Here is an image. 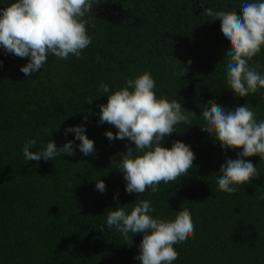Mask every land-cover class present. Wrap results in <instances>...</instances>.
Wrapping results in <instances>:
<instances>
[{
	"label": "trees",
	"instance_id": "1",
	"mask_svg": "<svg viewBox=\"0 0 264 264\" xmlns=\"http://www.w3.org/2000/svg\"><path fill=\"white\" fill-rule=\"evenodd\" d=\"M9 2L0 0V9ZM108 2L122 11L116 19L98 10ZM243 2L99 0L85 17L92 40L80 58L49 54L29 77L20 71L28 58L0 46V264H140L143 234H134L129 245L115 228L107 229L106 216L109 208L130 211L143 199L151 201L154 218L174 219L183 209L191 213L194 235L174 245L178 259L173 264H264V160L244 158L260 176L233 194L220 191L221 165L242 149H222L200 126L209 101L229 110L248 104L257 120H264V88L247 97L229 89L224 57L230 44L220 19L208 20L203 11L211 7L242 15ZM257 64L264 74V47L250 61ZM145 71L156 81L157 97L178 99L185 112L197 114L191 126L178 124V132L162 141L166 147L185 142L195 160L187 177L161 183L156 193L130 194L116 167L120 153L132 145L106 137V131L117 129L99 122L100 105L108 99L99 89L103 82L117 90ZM81 124L95 144L87 156L74 133L65 135L66 128ZM30 138H38L33 152L51 139L58 147L71 140L75 155L25 162L22 148ZM97 179L106 185L103 193L95 187Z\"/></svg>",
	"mask_w": 264,
	"mask_h": 264
},
{
	"label": "clouds",
	"instance_id": "2",
	"mask_svg": "<svg viewBox=\"0 0 264 264\" xmlns=\"http://www.w3.org/2000/svg\"><path fill=\"white\" fill-rule=\"evenodd\" d=\"M94 4H99V0H10L7 7L0 9V46L10 54L28 58L20 68L25 77L38 73L49 54L60 59L80 58L92 40L85 17L93 13ZM203 11L208 20L220 19L221 31L230 44L231 50L224 57L229 89L236 96L247 97L264 88V74L258 71L259 65L250 66V61L264 47V0H244L240 8L242 15L211 7ZM185 73L181 72L180 76ZM155 88L156 81L149 71L128 79L125 86L114 91L108 84H100L99 91L107 94L108 99L100 105L99 122L117 129L115 134L106 131V137L110 141L127 140L132 145L120 153L116 167L123 173L125 191L130 194H143L149 189L156 193L160 191L158 185L187 177L194 166L195 154L188 144L176 140L166 147L162 141L178 132V124L191 126L197 114L185 112L178 99L157 97ZM92 100L87 102L91 104ZM201 114L204 121L201 129L218 141L222 149H242L236 159L227 158L217 174L218 189L233 194L239 185L260 176L256 165L244 158L258 155L264 160V120L258 121L257 113L248 104L229 110L209 101ZM68 133L75 134V139L80 141L79 151L85 156L95 151L94 141L86 135L83 124L69 126L65 135ZM37 139L30 138L24 143L25 162L75 155L76 147L71 140L58 147L51 139L33 152L30 149L37 145ZM69 187H72L70 183ZM95 187L101 193L106 190L100 179ZM154 211L148 199L132 204L130 211L118 206L109 208L107 229L115 228L129 245L134 234H143L136 257L140 264H173L178 259L174 245H184L194 235L191 213L183 209L174 219H162L154 218L151 215ZM98 228L104 231L103 224Z\"/></svg>",
	"mask_w": 264,
	"mask_h": 264
},
{
	"label": "flooded vegetation",
	"instance_id": "3",
	"mask_svg": "<svg viewBox=\"0 0 264 264\" xmlns=\"http://www.w3.org/2000/svg\"><path fill=\"white\" fill-rule=\"evenodd\" d=\"M102 10L100 11V13L105 16L107 19H116L119 14V12H122L119 8V5L115 4V3H103V5L101 6ZM98 10H100V8L98 7ZM117 16V17H116Z\"/></svg>",
	"mask_w": 264,
	"mask_h": 264
},
{
	"label": "rangeland",
	"instance_id": "4",
	"mask_svg": "<svg viewBox=\"0 0 264 264\" xmlns=\"http://www.w3.org/2000/svg\"><path fill=\"white\" fill-rule=\"evenodd\" d=\"M99 8H101V10H102V7H101V6H99ZM118 15H119V14H118ZM118 15H117V16H118ZM117 16H116V17H117Z\"/></svg>",
	"mask_w": 264,
	"mask_h": 264
}]
</instances>
